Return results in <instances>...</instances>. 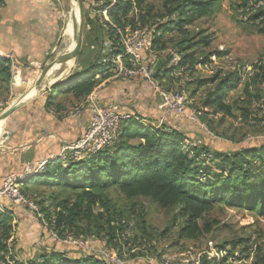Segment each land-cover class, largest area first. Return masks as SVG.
<instances>
[{
	"label": "trees",
	"instance_id": "trees-1",
	"mask_svg": "<svg viewBox=\"0 0 264 264\" xmlns=\"http://www.w3.org/2000/svg\"><path fill=\"white\" fill-rule=\"evenodd\" d=\"M251 1L263 4L261 9L253 14L251 20L261 24L258 32L264 36V0ZM83 2L86 11L96 18L97 24L88 23L92 27L97 25L100 32L94 43L101 47L96 52V57L79 63L82 68L71 74L66 82L51 88L52 96L49 102L54 99L55 93L73 94L78 100L86 99L100 84V81L95 79L96 75L101 73L102 78L110 76L111 72L122 75L123 71L119 69L117 58L121 59L126 54L122 41L127 36L123 38L122 36L128 29L141 30L149 37H153V46L166 49L168 35L172 32L187 34V27L210 14L214 5L209 0H166L164 6L166 15L161 17L165 18L148 26L147 17L151 14L150 10L144 14L142 10L144 0H83ZM246 4H249V1ZM106 12L109 16L108 21L103 17ZM201 35L185 37L181 40L177 49L181 55L179 66H172L163 75L158 70L156 78L162 80L180 67L187 65L205 66L211 63L212 56H228V52L217 51L208 55L202 62L196 59L197 48L208 49L211 46L210 37ZM107 41H110L112 46L104 54V43ZM82 52L79 57L83 56ZM130 65L131 62L126 63V67ZM12 77L10 64L7 60L0 58V84L3 85L1 89L7 93ZM258 78H260L259 81ZM240 81V74L234 72L223 78L220 73H217L210 79L198 82L197 88L216 84L203 101L202 108L213 109L218 115L231 116L233 106L226 101L229 91L237 88ZM259 82L264 84V74L253 78L254 85ZM252 85L246 84L243 90L247 98L253 93L250 89ZM197 88L193 95H196ZM158 112L161 114V119L165 117V110H158ZM198 113L201 112L198 111ZM141 120L138 115L127 116L123 120L117 143L113 146L104 148L80 161H63L59 158L66 166L59 163L50 165L46 163L43 173L35 174L29 179L37 183L44 179V183L41 184L45 187L59 186L75 195L73 200L67 198L57 203L58 212L48 221L49 231L63 238L61 236L65 229L77 228V224L83 220L91 221L96 207L104 209L111 204V200L106 197V191L111 187H116L128 198H148L163 209L180 208V216L185 219L180 230L181 239L197 240L206 234L208 229L206 230V226L205 228L200 226L199 221L217 205L229 209H246L264 216V184H251L253 179L251 171L264 170V143L259 146L242 147L229 153L215 151L211 154L208 147L198 142L194 146L185 148V142L189 138L173 124L165 122L158 127L149 128L144 126ZM166 120L182 124L173 120L172 116L166 117ZM209 157L212 161H217L216 174H212L213 167L207 168ZM22 194L27 198V191H22ZM51 197L50 200H56L54 196ZM100 217H103V214ZM110 222L113 223L112 220L108 223ZM125 225H123L124 228L123 226L119 228L124 229L127 237L128 231L134 228V224L129 221ZM14 230L11 216L0 208L1 254L9 251L11 253L8 242L11 241ZM115 238V231H113L111 235L109 233L104 235L102 241H105V246L108 247ZM242 243L241 240L230 245L237 248ZM226 246L224 245L221 250L218 249L216 255L224 254ZM44 251L34 262L11 261L14 264H111L98 253H82L72 258L65 252H58L52 248H45ZM109 254L112 255L111 252ZM229 256L233 259L232 261H235L236 257L233 254L230 253ZM227 257L219 262L218 256L209 254L198 261H201V264H227ZM198 261L197 264H199ZM256 264H264V254Z\"/></svg>",
	"mask_w": 264,
	"mask_h": 264
},
{
	"label": "rangeland",
	"instance_id": "rangeland-1",
	"mask_svg": "<svg viewBox=\"0 0 264 264\" xmlns=\"http://www.w3.org/2000/svg\"><path fill=\"white\" fill-rule=\"evenodd\" d=\"M209 1L214 3L210 14L187 27V34L181 35L178 32H172L168 35L166 49L153 46V37H149L141 30L132 31L128 29L122 38L130 35L131 32L133 34L139 33L141 36L145 35L151 45L149 49L142 52L144 59L140 61L143 66L141 70L145 66H149L153 70V80L165 92L185 90L188 99L185 104L186 110L190 113L197 111L193 112L194 122L191 123L196 124L194 126L199 131L201 129L204 133L207 132L212 135V138L215 137L214 140H216L215 142L220 151L229 153L242 147L259 146L264 143V84L259 82V84L255 83L254 85L253 78L264 74V36L258 32L261 24L258 21L251 20L253 14L258 10L255 11V8L249 7L250 4H246L248 0ZM57 3L67 13L68 22L72 24L71 0H57ZM165 3L166 0H144L142 10L144 14H147L150 10L151 14L147 17L148 26L154 25L165 18H161L162 15H166ZM83 7L85 24L81 52L83 50L84 52H82L83 56L79 57L80 52L77 57L79 63L87 62L92 57H96V52L101 47L94 43L100 32L96 27L97 25L92 27L88 23L97 24L96 18L86 11L84 2ZM103 17L107 21L109 20L107 12ZM198 34H202V37L209 36L212 40L208 49L197 48L195 58L199 59L200 62L217 51L228 52V56H212L211 63L205 66L193 64L192 66L180 67L172 74L162 78V80H158L156 72L159 67H161L160 72L163 75L172 66H179L181 55L177 50L178 43L185 37H196ZM65 50L67 48H64V50L59 48L58 54ZM174 55H178V58L172 61ZM234 72L240 74L241 81L239 85L242 87L232 92L228 100L229 104L233 106L232 115H218L213 109H211L212 111L203 109V101L208 93L215 88L216 84L197 88L198 82L210 79L217 73H220L223 78ZM242 73L244 77H242ZM61 74L60 69L56 73V77ZM115 74L117 76L116 82L132 83L136 81L137 91H141L144 98L149 96L150 99H155L154 107L161 110L159 95L153 90L148 81L141 77L130 79ZM246 84H253L250 87L253 93L249 98L243 93ZM1 86L3 87V85L0 84V113L9 107L7 103H14L13 100L9 102V92L7 93L4 89H1ZM196 88L198 91H195L196 95H193ZM198 111L201 113H198ZM165 117H169V115L166 114ZM165 117L162 119L160 117L157 120L156 127L161 125V121ZM172 118L175 120L173 116ZM165 122L173 124L176 128H182L181 125L171 123L166 118L163 123ZM186 130L189 131V129ZM199 134L202 140L205 139L202 133ZM185 144V148H187L189 146L187 141ZM198 144H201V142L198 141ZM214 147L211 146L213 149H209L211 151L209 153L212 154L216 151ZM207 164V168L213 167L211 171L214 173L212 174L218 172L217 161H212L209 157ZM251 172L253 177L251 184H264L263 169H253ZM34 181H22L17 184L21 192L27 191L28 199L23 196L25 200L36 205L33 207L36 211H31L23 205L25 209L34 215L33 220L28 226L23 225L24 230L21 228L23 232L27 230L28 235L26 233L22 236L19 235V240L14 238V244L12 241L8 242L11 253L10 251L5 252V254L0 253V260H3L4 264H9L8 262L14 264L11 260L19 262V257L23 261L31 260L34 262L45 252V248L65 252L72 258L78 257L82 253H98L103 256L106 252H111L112 255L109 256L113 257L114 260L116 259L118 264H197L198 259L202 260L209 254L218 256L217 260L220 262L230 253L236 259L232 261L233 259L230 256L227 257V264H256L264 254V216L257 212L246 209H229L217 205L214 210L207 213L199 221L200 226L204 228L206 226V230L208 229L206 234L197 240L181 239L179 235L185 219L180 216V208L163 209L148 198H128L120 193L116 187H111L106 191V197L111 200V204L107 208L96 207L91 221L83 220L77 224V228L65 229L63 236H61L63 238L54 241L49 237V218L55 216L58 212L56 206L58 202L67 198L73 200L75 195L59 186L45 187L41 184L44 183V179L39 183ZM28 188L31 189L28 191ZM51 196H54L56 200H50ZM102 214L103 217H100ZM46 215H48L47 218ZM109 220H112L113 223H108ZM129 221L134 224V228L128 231L126 237L124 229L122 230L119 227L126 226L125 224ZM111 227L114 229H110ZM16 228L20 229V224L16 225ZM113 231H115L116 238L107 247L102 238L107 233L111 235ZM241 240L243 243L237 248L230 245ZM224 245H227L224 248V254L216 255ZM18 246H21V249Z\"/></svg>",
	"mask_w": 264,
	"mask_h": 264
},
{
	"label": "crops",
	"instance_id": "crops-1",
	"mask_svg": "<svg viewBox=\"0 0 264 264\" xmlns=\"http://www.w3.org/2000/svg\"><path fill=\"white\" fill-rule=\"evenodd\" d=\"M73 37V25L68 22L67 13L58 5L57 0H0V58L8 61L13 75L8 87L9 102L13 100L16 103L23 97L43 70L54 62L59 55V48L68 50L73 45ZM81 68L78 59L74 64H63L60 76L66 73V78L56 84L66 82L71 74ZM57 72H54L53 80L58 78ZM115 75L113 72L106 78H102L101 73L96 75L95 79L100 84L86 99L78 100L73 94L55 93L54 99L49 102L54 84L46 92L32 97L27 104L5 119L3 126L0 123V190L10 175H16L14 179L17 181L24 178L28 181L34 176L31 175L34 171L24 174L28 165L59 163L66 166L59 159L62 148L67 144H74L84 135L92 117L94 103L118 105L122 114L132 117L138 115L144 126L156 127L161 114L154 107L155 99H150L149 96L144 98V94L137 91L136 81L116 82ZM48 84L49 82L45 83L46 86ZM241 87L238 85L229 91L226 101L228 104L232 92ZM14 103L7 104L10 107ZM162 124L164 123L161 122ZM192 125L191 122H184L181 124L182 128H177L187 135L189 146L196 145L200 140L209 149L215 146L214 150L220 151L215 137L212 138V135L201 129L199 131L197 127L196 129V124ZM5 132L10 133L6 140L3 137ZM199 133L205 139L202 140ZM0 208L12 218L15 229L11 237L13 244L14 238L19 240V235H28L27 230L23 232L21 228L24 224L28 226L34 215L25 206L2 198ZM18 224L20 229L16 228ZM18 248L21 249V246ZM18 261L23 260L19 257Z\"/></svg>",
	"mask_w": 264,
	"mask_h": 264
},
{
	"label": "built area",
	"instance_id": "built-area-1",
	"mask_svg": "<svg viewBox=\"0 0 264 264\" xmlns=\"http://www.w3.org/2000/svg\"><path fill=\"white\" fill-rule=\"evenodd\" d=\"M248 1L250 4L249 7L255 8V11L261 9V7L263 6L262 3H255L251 0ZM144 39V34L143 36H136L135 44L126 45V54L121 57L120 61V69L124 71V76L130 79H135L138 77L145 79L152 86L153 90L158 93L159 98L161 100V110H165L167 115L173 116L174 119L180 123L194 122L193 112L197 111H193L190 113L187 110H184L183 107V94L185 90H178L173 92L166 91V94H159L160 86H157L155 81L153 80V70L149 66H145V71L142 72L140 76H127L126 63L133 62V59H144V56H142V43H144ZM111 46L112 44L110 41L105 42V51L103 53L105 54L106 51L111 48ZM177 58L178 55H174L172 61ZM242 77H244L243 73ZM119 112L122 111L120 110L118 105H103L94 103L92 105V117L88 123V127L84 135L74 144H67L66 146H64L62 148L60 157H75L77 159L86 158L87 152H89V145H97L101 148H107L109 145L116 144L117 140L115 139V131L116 125H118L119 123ZM9 136L10 133L5 132L3 137L6 140ZM37 164H31L26 166L24 174L27 171L36 172ZM14 177H16V175H10L5 179L3 188L0 190V199L8 198L12 200L15 204L25 205L29 210L33 211V203L25 200L20 193L15 191L13 186ZM49 236L52 238V240L59 241V237L54 232L49 231ZM109 255L110 254L108 252L103 254V256L108 260V262H110L111 264H118L116 262V259H112L113 257H110ZM198 263L201 264V261H198ZM0 264H4L3 260H0Z\"/></svg>",
	"mask_w": 264,
	"mask_h": 264
},
{
	"label": "water",
	"instance_id": "water-1",
	"mask_svg": "<svg viewBox=\"0 0 264 264\" xmlns=\"http://www.w3.org/2000/svg\"><path fill=\"white\" fill-rule=\"evenodd\" d=\"M72 6V25L74 29L73 45L68 49L59 54L54 62L45 68L42 74L33 82L31 87L23 95V97L0 113V123L10 117L22 106L27 104L32 97L46 92L48 88L56 83H60L66 78V73L53 80L54 72H56L65 63L73 64L79 56L84 40V7L83 0H71ZM55 55V53H54ZM53 80V82H52ZM49 84L46 86L45 83Z\"/></svg>",
	"mask_w": 264,
	"mask_h": 264
},
{
	"label": "bare ground",
	"instance_id": "bare-ground-1",
	"mask_svg": "<svg viewBox=\"0 0 264 264\" xmlns=\"http://www.w3.org/2000/svg\"><path fill=\"white\" fill-rule=\"evenodd\" d=\"M140 34L139 33H134V34H131V35H129V36H127L123 41H122V44H123V46H124V48H125V51H126V45H133V44H135V42H136V36H139ZM70 36V35H69ZM141 36V35H140ZM143 36V35H142ZM150 42L148 41V39L145 37V39H144V43H142V52L145 50V49H149V47H150ZM120 61H121V59L120 58H117V63H118V66H119V69H120ZM140 59H133V62H131V65H130V67H126V72H127V76H140V74L142 73V72H144L145 71V68H143L142 70H141V68L143 67L141 64H140ZM121 70V69H120ZM123 71V70H122ZM123 76H124V71H123V74H122ZM156 85L157 86H159L157 83H156ZM159 94H166V92L165 91H163V90H161L160 88H159ZM93 99V98H92ZM188 99H187V95L185 94V92H184V94H183V107H184V110H186V108H185V104H186V101H187ZM127 116H129V115H121L120 113H119V123H118V125H116V131H115V139L116 140H118V137H119V134H120V132H121V130H122V124H123V120L125 119V118H127ZM3 122L4 121H2L1 122V126H3ZM2 128V127H1ZM114 144H112V145H109L108 147H111V146H113ZM107 147V148H108ZM102 149H104V148H101V147H99V146H97V145H89V152H87V157L86 158H88L89 156H91L92 154H94V153H96V152H98V151H100V150H102ZM61 158V157H60ZM86 158H79V159H77V158H75V157H68V158H61L62 160H64V161H66V160H73V162H75V161H80V160H83V159H86ZM45 168H46V164L45 163H38L37 164V171L36 172H32V174L31 175H35V174H38V173H42V172H44L45 171ZM22 181H27V179L25 180V178L24 179H21V180H15V179H13V186H14V189H15V191H17L18 193H20L21 194V196L24 198V196H23V194H22V192L18 189V186H17V184H18V182H22ZM25 199V198H24ZM33 207H34V205H33ZM33 211H36V209L35 208H33ZM52 232V231H51ZM166 263V262H165ZM164 264V263H163Z\"/></svg>",
	"mask_w": 264,
	"mask_h": 264
}]
</instances>
